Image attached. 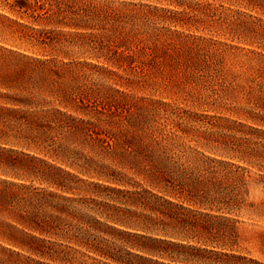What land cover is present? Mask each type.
Listing matches in <instances>:
<instances>
[{"label": "trees", "instance_id": "16d2710c", "mask_svg": "<svg viewBox=\"0 0 264 264\" xmlns=\"http://www.w3.org/2000/svg\"><path fill=\"white\" fill-rule=\"evenodd\" d=\"M0 175L18 264H226L193 243L264 220V0H0Z\"/></svg>", "mask_w": 264, "mask_h": 264}, {"label": "rangeland", "instance_id": "374dc122", "mask_svg": "<svg viewBox=\"0 0 264 264\" xmlns=\"http://www.w3.org/2000/svg\"><path fill=\"white\" fill-rule=\"evenodd\" d=\"M9 172V170H7ZM11 172V171H10ZM9 172V173H10ZM2 176V175H0ZM5 177V176H2ZM87 192H82L81 196L95 199L96 203H91L90 206L94 207L97 211H106L108 215L118 217L120 219L126 217L122 212H118L111 207H104L98 203H107L109 206L127 207L123 204L125 199L122 194H115L103 188H94L92 186H82ZM91 215L95 216L92 212ZM103 215V214H101ZM99 214V216H101ZM233 216V215H232ZM104 218V215L102 216ZM238 223H224L226 236H218L214 238L215 242L210 243H193L197 247L206 248L213 252L203 253L201 255H229V257L213 256L215 261H222L226 264H254L250 260H256L264 263V255L260 254L262 242L260 233L264 232V220L257 218L238 217ZM20 251L24 256L37 257L36 255H28L26 251L15 248L5 242L0 241V264H18L22 262V257H17L14 253ZM231 255V257H230ZM56 260L51 261L45 259L50 264H108L109 260L102 258L99 255H83L77 252H71L70 255H53ZM47 258V257H46Z\"/></svg>", "mask_w": 264, "mask_h": 264}]
</instances>
